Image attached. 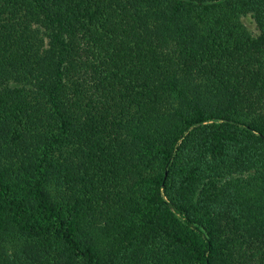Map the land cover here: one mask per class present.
<instances>
[{
  "label": "trees",
  "instance_id": "trees-1",
  "mask_svg": "<svg viewBox=\"0 0 264 264\" xmlns=\"http://www.w3.org/2000/svg\"><path fill=\"white\" fill-rule=\"evenodd\" d=\"M263 171L264 0H0V264H264L223 201Z\"/></svg>",
  "mask_w": 264,
  "mask_h": 264
},
{
  "label": "rangeland",
  "instance_id": "rangeland-1",
  "mask_svg": "<svg viewBox=\"0 0 264 264\" xmlns=\"http://www.w3.org/2000/svg\"><path fill=\"white\" fill-rule=\"evenodd\" d=\"M237 24V22H234ZM239 31L241 32H248L252 35H259L261 33L260 26L258 22L255 19V16L252 13H247L241 16L239 21ZM176 40H177V33L175 35L169 36L168 35V43L167 45L173 49V58L170 61L172 65V69L174 67H177V59L175 54V48H176ZM186 84L184 86V93L189 94V96L192 98V92L195 91L196 93H199L200 91H203L206 93V95L203 97V101H208L210 97L213 96L212 93H210V89L207 86H202L201 80L200 82L197 81L195 84H192L191 78L192 76L187 74H181L180 75ZM188 85V86H187ZM189 85L192 88L189 89ZM212 86V85H211ZM184 93L181 95H175V99L171 105V107L179 110H185L189 108V105L186 101H184L183 96ZM218 98L215 99V102H212L215 104V109H218V107L222 106L217 101ZM130 118L128 117V120ZM213 120L208 121L207 123H212ZM131 124H129L125 132L129 130V133L125 136L127 138L126 142L133 141V135ZM211 126V124H210ZM211 128V127H209ZM202 130V129H201ZM200 131V130H199ZM204 132V130H202ZM203 132H200L203 135ZM125 134V133H124ZM136 142V150L139 151L140 145L143 144L142 137L136 138L134 140ZM138 142V143H137ZM147 157V156H145ZM226 190V197H223L224 203L227 204V207L233 211V213L238 217V219L241 221V225L244 231H247L250 227L258 228L259 230H264V171L263 172H257L253 176L246 175L244 177H241L239 175H236L234 180L229 183L228 188H224V193ZM166 237L162 234H154L150 236L149 242L147 245L145 243L140 247L141 251H128L123 252L115 257H113V263L114 264H177L178 259V253L177 251H174L172 248H169L166 245Z\"/></svg>",
  "mask_w": 264,
  "mask_h": 264
}]
</instances>
